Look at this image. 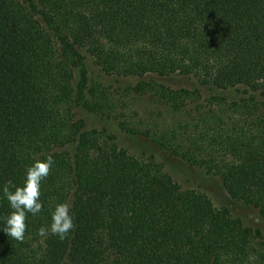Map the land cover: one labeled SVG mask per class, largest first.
I'll list each match as a JSON object with an SVG mask.
<instances>
[{"label": "trees", "instance_id": "obj_1", "mask_svg": "<svg viewBox=\"0 0 264 264\" xmlns=\"http://www.w3.org/2000/svg\"><path fill=\"white\" fill-rule=\"evenodd\" d=\"M94 73L136 81L128 92H154L174 114L200 99L198 88L241 89L230 102L211 96L187 136L153 140L264 223V0H0V185L54 160L25 239L0 231V264H264L259 228L89 127L117 117ZM175 80L196 88L159 84ZM62 202L74 230L38 235ZM9 212L0 197V228Z\"/></svg>", "mask_w": 264, "mask_h": 264}, {"label": "rangeland", "instance_id": "obj_2", "mask_svg": "<svg viewBox=\"0 0 264 264\" xmlns=\"http://www.w3.org/2000/svg\"><path fill=\"white\" fill-rule=\"evenodd\" d=\"M93 76L95 86L105 90L114 102L117 117L115 120L107 121L88 118L90 128H107L115 136L119 147L125 150L131 158L153 162L168 174L181 189L204 196L216 209H229L232 216L240 219L245 227L259 228L264 241V223H260L255 218L253 211L248 206L230 200L221 188L218 179L205 174L203 170L190 167L179 158L168 155L154 142L159 136L167 134V130L174 129L177 134L180 133V136L185 137L181 134L187 136L189 128L195 123L199 114L208 111L207 101L211 96L223 97L230 102L240 97L241 89L210 93L206 89L198 88L201 94L200 99L187 105L182 114H174L163 105L154 92H148L145 95H135L128 92L127 85H132L136 81H114L103 75L98 77L97 73H94ZM159 84L173 90L192 91L196 88V85L185 80ZM119 122L125 123L128 128L135 131H140L141 135L134 136L126 133V131H121ZM143 133H147L148 136H144Z\"/></svg>", "mask_w": 264, "mask_h": 264}, {"label": "clouds", "instance_id": "obj_3", "mask_svg": "<svg viewBox=\"0 0 264 264\" xmlns=\"http://www.w3.org/2000/svg\"><path fill=\"white\" fill-rule=\"evenodd\" d=\"M54 164L51 156L44 160H34L26 167L22 183L16 185L7 181L0 185V197L7 201L10 212L2 218L3 227L0 228L8 238L17 242L25 239L26 216H37L44 205L40 200L41 184ZM50 221L38 229V235H48L64 240L74 230V220L70 205L66 202L56 203L49 211Z\"/></svg>", "mask_w": 264, "mask_h": 264}]
</instances>
